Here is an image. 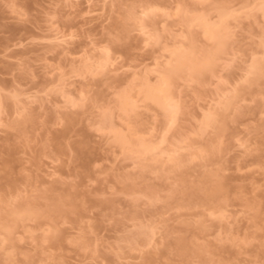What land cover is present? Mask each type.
Here are the masks:
<instances>
[{"label":"rangeland","instance_id":"obj_1","mask_svg":"<svg viewBox=\"0 0 264 264\" xmlns=\"http://www.w3.org/2000/svg\"><path fill=\"white\" fill-rule=\"evenodd\" d=\"M0 264H264V0H0Z\"/></svg>","mask_w":264,"mask_h":264},{"label":"bare ground","instance_id":"obj_2","mask_svg":"<svg viewBox=\"0 0 264 264\" xmlns=\"http://www.w3.org/2000/svg\"><path fill=\"white\" fill-rule=\"evenodd\" d=\"M208 26H210V25H208ZM209 30V29H208ZM207 30V31H208ZM211 30H213V29H211ZM214 31V30H213ZM209 32V31H208ZM220 35V34H219ZM216 37H217V35H216ZM219 38V37H218ZM221 38V37H220ZM184 54V53H183ZM187 55V54H186ZM186 55H184L185 57H187ZM189 55V54H188ZM211 55H213V54H211ZM210 55V56H211ZM181 56H183L182 54H181ZM183 56V57H184ZM214 56V55H213ZM179 57H180V55H179ZM181 58V57H180ZM210 59H211V57H209ZM205 59H207V58H205ZM177 60H178V58H177ZM179 61H183L182 63H184V60H178V62ZM209 62H210V60H209ZM208 62V63H209ZM180 63V62H179ZM179 63H178V65H179ZM207 63V62H206ZM212 64V62L211 63H209V65H211ZM175 65V64H174ZM180 65H181V63H180ZM190 65V64H189ZM208 65V66H209ZM255 65H256V63H255ZM260 65H261V62H260ZM260 65H258V66H260ZM168 66V65H167ZM183 66V65H182ZM254 66V65H253ZM172 67V66H171ZM176 67H178V66H175V69H176ZM180 67V66H179ZM169 68V67H168ZM173 68V67H172ZM252 68H254V70H256L255 68H256V66L255 67H252ZM258 68V67H257ZM178 69V68H177ZM195 69V68H194ZM261 69V68H260ZM259 70V69H258ZM168 71H169V69H168ZM170 71H172L171 70V68H170ZM170 71H169V74H170ZM164 74H166V73H164ZM167 76H168V74H167ZM162 78H164V77H162ZM166 78V77H165ZM169 79H170V75H169ZM169 82V81H168ZM167 82H166V79H164L163 80V82L162 83H160V84H158V85H160V86H162V85H165ZM162 84V85H161ZM167 85V84H166ZM163 89V88H162ZM163 90H165V89H163ZM148 92H147V96L148 97H151V98H154V99H159L160 100V97L158 96V94L162 91L161 90V88L160 87H156V88H154V89H149V90H147ZM167 91V90H166ZM166 91H163L162 93H164V97L166 98L169 94L168 93H170L169 91H168V93L166 92ZM167 95V96H166Z\"/></svg>","mask_w":264,"mask_h":264}]
</instances>
